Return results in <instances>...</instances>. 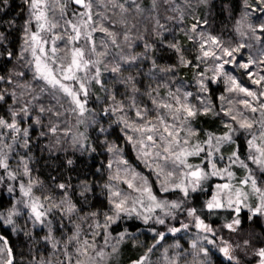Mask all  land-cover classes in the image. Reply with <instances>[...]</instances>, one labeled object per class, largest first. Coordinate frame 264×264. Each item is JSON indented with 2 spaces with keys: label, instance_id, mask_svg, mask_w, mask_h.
<instances>
[{
  "label": "trees",
  "instance_id": "obj_1",
  "mask_svg": "<svg viewBox=\"0 0 264 264\" xmlns=\"http://www.w3.org/2000/svg\"><path fill=\"white\" fill-rule=\"evenodd\" d=\"M93 3L97 13H106L108 17L111 13H117L118 21L112 17L111 21L115 20L116 23H107L108 29L117 35L116 45L107 40V55L103 57L105 66H100L104 87L101 88L94 81L90 83L87 110L82 116L83 120L79 117L81 122H78L77 115L70 112H65L59 118L52 113L39 112L41 106L52 108L53 112H64L68 104L61 97L60 103L64 105L61 108L51 94H40L39 88L43 82L33 79L34 66L28 64L33 59L31 54L26 53L22 59L19 58L23 46V29L29 16L25 0H0V33L6 37L0 43V53L6 50L13 53L12 59L0 55V76H4L6 80L11 77V82H0V91L7 89L16 93L15 102L12 97H7L6 103L0 101V116L11 122L9 106L11 110L19 112L27 105L31 113L30 119L21 121L19 117L16 118L22 128L29 129L27 147L24 146V138L17 136L13 140L15 133L9 129H0V153L7 156L9 166L7 170L0 168V177H3L0 180V212L6 214L8 210L15 209L18 213L13 216L16 230L13 231L8 226L0 227V235L7 239L12 249L13 264H69L71 258L72 263L73 256L82 254L83 241L103 245L106 239L117 243L116 254L107 264H133L146 254V264H153L152 252L158 251L160 254L169 245L177 244V240L183 246L181 249L188 251V233L195 229L194 218L186 214L189 208H196L200 219L215 231V235L211 237L215 247L208 246V255L201 264H236L235 261L229 262L219 251V248L225 246V242L235 247L239 264H259L256 253L264 247V221L260 216L249 220L248 217L252 214L244 208L240 213L242 223L238 231L225 229L223 225L231 222L234 212L220 209L210 213L204 207L205 202L211 199V188L217 182L214 179L207 181L204 191L198 190L187 198H183L178 190L170 191L171 200L179 202L184 199L182 208L175 213L174 222L163 226L150 220L146 224L142 217L122 213L116 223L110 224L106 230L104 228L105 214H113L111 193L120 191L122 195H127L125 181L128 179V172L134 170L147 177L156 191L153 178L157 163L146 164L133 144L127 141L128 135L136 139L138 133L131 129L122 131L124 123L121 117L128 119L129 123L138 122L134 115L135 108L129 107L133 100L138 107L149 110V119L168 113L167 109H161L157 105L172 103L174 107L178 106L169 96L170 92L182 99L185 92H191L194 96L199 95L201 100L210 101L213 112L199 114L185 126L194 134L190 150L196 145L209 149L205 144L209 135L221 136L227 131L225 123L231 122L230 118L222 112L219 115L213 114L220 112L221 106L226 111L231 108L234 115L246 112L243 105L238 103L242 95L227 92L228 85L223 80L208 83L207 78L214 76L218 62L211 57L203 60L197 57L202 56L200 44L209 36L216 37L223 47L230 49L243 44L246 47L236 54L237 61L247 62L249 57L257 61L250 68L253 70V78L259 77V67L264 66V63H260L264 61V34L257 33L262 35V39L256 41L248 27L249 24L255 27L260 23L258 0H247V5L245 0H95ZM120 5H123V9ZM78 7L69 4L66 11L71 15L80 11ZM194 25L195 31L192 30ZM205 48L221 55L219 49L210 42ZM181 57L183 61L190 63L182 62ZM117 65L120 66L119 72L110 71ZM226 68L244 86L252 88L251 80L238 70L239 67L229 64ZM20 73L23 75H19ZM201 74L205 77L208 92L199 91ZM221 95L226 100L220 101L218 97ZM33 96H38V99L33 100ZM113 96L116 102L123 104L124 111H104L117 106L112 100ZM153 100L156 101L155 105ZM228 101L232 103L229 104ZM188 102L200 107L196 99L188 97ZM152 109L155 111H151ZM249 115L252 116L251 112ZM37 117L41 120L39 125L34 124ZM168 122L172 123L170 113ZM50 123L59 125L56 134L48 131ZM176 124L179 125L180 122L176 121ZM69 130V135H64ZM41 132L45 135H41ZM243 139L238 132L234 135L236 143H222L214 157H230ZM109 148L114 151H108ZM205 160L204 152L189 158L190 164L202 167ZM121 161H127L128 165ZM110 163L111 168L108 167ZM118 167H122L123 178L118 175ZM236 167L238 168L237 165ZM165 169L169 171L170 167ZM205 170H208V166ZM241 170L240 167L239 171L242 173ZM123 171L125 174H122ZM9 172L16 178L12 179ZM117 175L118 179H112ZM11 183L14 190L9 191ZM29 183L32 184L31 196L40 198L43 210L50 209L44 223L35 221L30 215V208L18 202L22 194L20 185L27 188ZM61 184L65 185L63 189L59 187ZM164 196L168 198V194L161 195V198ZM61 201L65 203L61 204ZM68 202L75 205V210L71 213L65 210ZM92 213L96 215L93 216ZM97 224L100 227H96ZM181 224L190 226L182 230L187 234L168 232L169 228L179 227ZM152 229L166 233L159 244H156L159 237L155 236ZM125 230L130 235H125L120 240V233ZM94 233L98 234L94 236ZM73 237L76 239H71ZM246 240L248 244L244 243ZM149 248H152L151 252H148ZM77 249H81V252Z\"/></svg>",
  "mask_w": 264,
  "mask_h": 264
},
{
  "label": "snow or ice",
  "instance_id": "obj_2",
  "mask_svg": "<svg viewBox=\"0 0 264 264\" xmlns=\"http://www.w3.org/2000/svg\"><path fill=\"white\" fill-rule=\"evenodd\" d=\"M25 3L28 5L29 16L25 21V26L23 29V46L19 53V58L22 59L26 53H31L33 57L32 60L28 61L29 65L34 66L33 79L42 81L43 84L39 88L40 94L49 93L56 100L57 104L63 108L64 105L60 103L61 97L67 102L68 108L64 112H53L52 108H45L41 106L39 112L41 114L52 113L57 118L63 116L65 112H70L76 114L78 118L82 117L85 113L86 105L88 103V98L90 96L89 85L91 82L100 84L101 88L104 87L103 83L100 80V68L98 67L102 61L100 57L107 55V52L97 51V42L94 39V33L100 32L104 33L106 37L111 39L113 45L116 44L115 33L111 32L107 27L103 26L102 22H98L93 19L92 9V0H25ZM247 5V0H245ZM69 4H75L81 6L85 11L74 12L72 15L76 17V22L73 19H64L68 15L66 9ZM138 7V6H137ZM250 7V6H249ZM120 8L123 9V5H120ZM59 10V19L55 17V13ZM257 12L258 23L255 27L251 24L248 25L253 38L256 41H261L262 35L257 33L264 34V0H258L257 3ZM49 13L52 14L53 18H49ZM248 15V13H246ZM63 19V34H56L54 30L60 28V20ZM33 24L37 30L33 31ZM193 31L196 30V26H193ZM50 34L45 36L44 34ZM6 37L3 33H0V43H2ZM127 39V37H125ZM57 42L63 44V48L58 46ZM215 46L216 49H219L221 55H217L216 51L211 50L210 48L206 50L205 45L208 43ZM47 45V47H45ZM99 46L107 48V41L101 39L99 41ZM171 47H176L175 45H170ZM250 46V45H249ZM246 47L241 44L236 48L223 47L221 42L213 36H209L207 40L200 44V50L202 56L197 57V59H207L211 57L214 61H217L216 67L214 69V76L208 79V83H214L217 80H223L225 84L228 85L226 91L229 93L243 94L244 98L239 99L238 103L243 105L244 109L250 110L251 113L256 114L251 120L244 115L243 112H238L233 114L231 108L227 111L220 107V112H214V115H219L221 112L224 116L230 118L231 122H226L225 127L227 131L221 136H212L209 135L208 139L205 141V144L209 146V149L202 148L199 145L193 147L192 150H188L186 145L188 141L182 139L180 136L181 128L187 125V122L194 119L199 114H209L213 112L212 104L210 101L201 100L199 95H195L191 92H185L183 94V99L181 96L176 93H169V96L172 97L175 105L172 103H165L157 105L161 109H167L168 113L164 115H156L153 119L148 118L149 110L147 108H140L135 104V101L129 105L130 108H135V118L138 122L129 123L128 119L121 117V121L124 123V129L122 131H127L131 129L132 132L138 133V137L133 139V136L128 135L126 137L127 141L131 142L133 146L137 149L139 156L148 164L149 160L153 162L159 160L163 155L165 162L171 161L172 165L175 167L177 165L187 169V171L182 173L183 179L179 183H175L170 189L167 185V180L161 181V191L169 192L175 189H178L183 198L189 197L192 193L199 191H204L203 182L207 181L212 176H223L224 173L227 174L228 178L231 179L233 173L228 170V168L218 169L215 162H212L210 159L214 156L215 153L219 152V146L222 143H236L234 140V135L239 132L240 137H244L241 144L237 145L236 150L232 151L231 156L228 158L230 164L235 165L239 164L244 168L247 174L240 181V184L243 186H251V191L253 193L259 194L260 203L255 208H249L248 210L252 213L248 217L251 220L255 216H264V89L259 91H252L249 87L244 86L237 78L227 71L226 66L229 64H234L237 67L247 71V75L251 80L252 85H260L264 82V75H259V79L253 78V73L250 71V67L258 63L254 61L251 57L248 58L247 62L237 61L236 54L240 53L241 49ZM179 52L180 49L176 48ZM0 55H6L8 59L13 58V53L7 51L0 53ZM95 56L97 59H92ZM227 57L228 59H225ZM132 59H135L133 57ZM184 63H190L183 61ZM264 63V61H260ZM112 72H119L120 66L117 65L110 69ZM19 75H23L20 73ZM205 77L201 74V77L198 81L199 91L208 92L209 88L205 84ZM0 82H11V77L7 80L4 76H0ZM106 90V89H105ZM179 92V89L177 90ZM151 95V94H149ZM7 97H12L13 101H16V93L9 92L7 89L0 91V101L7 102ZM188 97H193L196 99L200 107L197 108L196 105L190 104L188 102ZM38 99V96H33V100ZM220 101L226 100L224 95L218 97ZM112 100L117 104L115 108H108L104 111L106 113L111 112H122L124 111L123 104L121 102H116L115 97H112ZM153 104H156V101H152ZM231 104V101H228ZM254 103H259V107H255ZM10 107V116L12 118L11 122L6 120L4 117L0 116V129H9L16 135L13 136V140L17 139V136L24 138V146L27 147L29 129L22 128L17 122V117L21 121L31 118V113L29 107L25 105L22 107L19 112L11 110ZM201 109L203 112L201 113ZM151 111H155L152 109ZM171 114L172 123L168 122V115ZM242 117L238 119L237 117ZM176 121L180 122V127L177 126ZM41 123L40 117H37L34 120V124L39 125ZM233 125H236L234 127ZM59 125L50 123L48 126V131L52 134H56L58 131ZM103 132L104 129H101ZM69 131H66L64 135H69ZM191 130L189 129V133ZM246 134V135H245ZM41 135H45L44 132H41ZM82 135V134H81ZM250 137V138H249ZM239 138V137H237ZM159 141V143L157 142ZM215 141V143H213ZM79 142V141H77ZM5 147H11L10 145H5ZM149 149H155V151H150ZM108 151H114L113 148H109ZM118 151V149H116ZM201 152L205 153V163L204 166L192 165L187 163V158L189 156H197ZM243 157V158H241ZM219 159L223 160L224 157L220 156ZM70 163V162H69ZM121 163L128 165L127 161H121ZM210 164L211 171L205 170ZM150 166V165H149ZM7 156L0 154V168L7 170L8 169ZM109 168L112 167L111 163L108 165ZM130 168V166H129ZM157 176L159 177L163 174V168L159 164H156ZM27 166L25 165V174H27ZM172 172H168L166 175L168 177L172 176ZM8 175L15 179L16 177L9 172ZM131 175L133 179H139L141 183L136 185L132 180H126L127 186L129 189H132L135 192L140 193L141 195L147 194V199L149 203L145 205L144 200L130 199L127 195H122L120 191H113L111 193V203L113 204V214H105V230L110 224L116 223L120 219L121 214H127L131 216L135 214L138 217H142L144 223H148L150 220H154L156 224L164 225L166 220L160 216H153L156 209L164 211V216H172L173 210L180 209L183 206L184 199L177 201H167V200H158L157 196L153 194L152 188L148 184L147 177L141 176L139 173H136L134 170H131ZM112 179H118V175L112 177ZM0 180H3V177H0ZM61 189L65 185H59ZM86 187V186H85ZM107 187V185H106ZM216 191L212 194L211 199L207 200L204 204V207L211 213L216 210L225 209L234 212L230 223L223 225L225 229H228L231 232H237L241 226L240 213L242 208H247L248 205L245 201L248 198V193L243 190L241 187H233L229 183L217 184ZM21 191L25 196H31L32 184L29 183L27 188L23 184L20 185ZM12 189H9L11 191ZM65 201H61V204H64ZM131 204V207H129ZM136 205H140L143 209V212H138ZM30 208V215L34 218L35 221L43 223V217L46 216L47 211L50 209L43 210L44 205L40 203V198L35 197L31 200L30 204L26 205ZM59 207V205L57 206ZM67 212L71 213L75 210V205H72L68 202V207L65 209ZM144 213H148L145 215ZM196 208L187 209V216L193 217L195 222V227L202 231L203 233H211L215 235L214 229L206 224L200 217L196 214ZM18 215L15 209H10L7 213L0 212V227L8 226L15 231L13 216ZM93 216L96 213H92ZM96 227H100L99 224ZM189 227L188 224H181L179 227H171L168 229L169 233H177ZM155 233V236H158L159 239L156 240V244H159L161 240L165 238L166 233L156 232L155 229H152ZM94 233L93 235H97ZM125 235H130L125 230L120 233L119 239L122 240ZM155 238V237H154ZM71 239H76L73 237ZM199 239V238H198ZM205 241L210 244H214L213 240H209L208 236L203 237ZM119 242V241H118ZM107 244V239L105 240ZM248 244L246 240L244 242ZM0 253H7L8 259L6 261H0V264H13L11 258L12 249L8 247V241L3 236L0 235ZM197 245V240L192 242V246L195 248ZM55 246V245H54ZM155 247V245H153ZM95 249V244L90 243L88 240L83 241V251L82 254L86 255L89 249ZM113 247V251H115ZM78 252H81V249H77ZM152 248L148 249V252H151ZM202 251L207 257L208 249L202 248ZM219 251L228 259L229 262L235 261L236 264H239V261L235 256L231 254V248L225 242V246L219 248ZM96 255L103 258L105 253L101 250L96 252ZM256 255L259 257V264H264V247H261ZM147 254L141 257L139 260L134 261L133 264H146ZM76 264H83L82 261L77 260Z\"/></svg>",
  "mask_w": 264,
  "mask_h": 264
},
{
  "label": "rangeland",
  "instance_id": "obj_3",
  "mask_svg": "<svg viewBox=\"0 0 264 264\" xmlns=\"http://www.w3.org/2000/svg\"><path fill=\"white\" fill-rule=\"evenodd\" d=\"M94 1L95 0H92V9H91V12L93 14V19L94 20H96L98 22H102L103 26L107 27V28H108V25H107L108 22H110L111 24H115L116 21H118L117 13H114V14L111 13L112 15L111 16L109 15V17H108V14H106V13H102V12L101 13H97L96 11H94L95 10L94 9V3H93ZM127 1H129V0H127ZM102 2H103V0H102ZM75 6L78 7L77 5H75ZM103 6H105V4ZM78 8L80 9V12L85 11L83 8H80V7H78ZM59 16H60L59 10L57 9V11L55 13V17L57 19H59ZM112 17L115 18L116 21L115 20L111 21ZM49 18L50 19L53 18L51 13H49ZM64 19H73V21L76 22V17H74V16L72 17V14L70 15L69 13H68L67 16L64 17ZM60 24L62 26L60 28L54 30V33H56V34H63L64 33L63 19L60 20ZM32 30L33 31L37 30L35 28V25H34V27H32ZM44 35L48 36L50 34L45 33ZM116 36L117 35L115 34V37ZM94 39H95V41L97 42V45H98L97 51H102V52L105 51V48L99 46V41L101 39H104L106 41L107 40L111 41V39L106 37V35L104 33H100V32L94 33ZM57 43H58V46L63 48V44L61 42H57ZM107 44H109L108 41H107ZM45 47H47V45H45ZM92 59H97V57L93 56ZM99 59L102 61V63L99 64L98 67L99 68H100V66L104 67L105 65H103V57H100ZM231 65L235 66L234 64H231ZM238 70L241 73H245V75H247V71L246 70L239 69V68H238ZM250 71L253 72L252 69ZM258 71L260 72V73H258L259 75H264V66H262V67L260 66ZM100 72L102 73L101 68H100ZM247 77H248V75H247ZM254 79H259V77L254 78ZM100 80H101V75H100ZM261 89H264V82H262L260 85H252V88H250V90H252V91H259ZM241 95H242V98H244L242 93H241ZM235 97H237V96L235 95ZM189 98L192 99L193 97H189ZM254 106L255 107H259V103H254ZM248 111L250 112V110H246L244 115L247 116L249 118V120H251L253 116H257L258 117V113H256V114H252L251 113L252 116L250 117ZM241 118L242 117H238V119H241ZM81 119L83 120V117ZM177 126L180 127V124L177 125ZM188 133H189V128L188 127L181 128L180 136H181L182 139H186L188 141V144L186 145V147L188 148V150H190V147H191L192 142H193L192 139L194 138V134H193L192 131H191V134H188ZM157 142L159 143V141H157ZM1 150H0V152H1ZM149 150L150 151H155V149H149ZM219 157H220V155H217L215 157L214 156L211 157L210 159L212 160V162L216 163L218 169L228 168V170L231 171L233 173V175H232L231 179L228 178L226 173H224L223 176H212V177H210L208 180L214 179V180L217 181V182L214 183V185H213L214 187L211 188V195L215 193V191H216V187L215 186L217 184L229 183L234 188L235 187H241V188H243L244 191H246L248 193V198L245 201V203L248 205V207L245 208V209L255 208L257 205H259V203H260L259 194L253 193L251 191V186L250 185L243 186V185L240 184V181L247 174L246 170L244 168H242L239 164H235V165L230 164V161L228 159L229 156H228V158L226 157L227 159L224 157L223 160L219 159ZM189 158H190V156L187 158V163L190 164ZM149 162L153 163V164L157 163V164L160 165L161 168H163V174H161L159 177L157 176L158 169L155 168L156 170L154 171L153 181L156 183V185H155L156 186V191L153 190V187L149 183V180L147 178L148 184L152 188L153 194L157 196L158 200H167V201H170V202L174 201V200H171L172 199L171 198V194H169L170 191L169 192H163V191L160 190L161 189V181L167 180V185L166 186H168L171 189L175 183H179L181 181V179H183L182 173L187 171V169H185V168H183V167H181L179 165L174 167L172 165L171 161L165 162L164 159H163V155L161 156V158L159 160H157L155 162H153L152 160H149ZM166 165H168V166H166ZM236 165L238 166V168L236 167ZM155 167H156V165H155ZM166 167L167 168L170 167L169 171H167L165 169ZM240 167L242 168V170H241L242 173L239 171ZM236 168H237L238 172L235 171ZM118 169H119V173L118 172L117 173H118L119 177L123 178V177H121L122 167H120V168L118 167ZM211 170H212L211 166H210V164H208V170L207 171H211ZM168 172H172L173 173L171 177H168L166 175ZM122 174H125V171H123ZM127 176H128L127 180H132V182L134 184L139 185L141 183V181L139 179H133V177L131 175V171L128 172ZM207 181L203 182V187L207 185ZM125 186H126V189H127V196H129L130 199L140 198V199L144 200L145 205H147L149 203L146 193L141 195L140 193L135 192L133 190L130 191V189L127 186V183H125ZM9 188L14 190V187H13L12 183L10 184ZM175 190H178V189H175ZM172 191H174V190H172ZM20 192L22 194L19 197V201L18 202L23 203L24 206L30 204V202L33 199V197L32 196H25L22 191H20ZM163 194H168V198L165 197L166 195L164 196V198H161V195H163ZM129 207H131V204H129ZM136 208H137L138 212H143V209L140 207V205H136ZM242 209H244V208H242ZM164 211H167V209H165ZM164 211H162L160 209H156L155 213L152 214L154 217L155 216H160L161 218H164L166 220V223L163 226H165L167 223L174 222L173 220H174V216H175V213H176L177 209L173 210L172 216H168V217L164 216ZM144 214L147 215L148 213H144ZM260 217L264 221V216H260ZM42 219H43V223H44L45 219H46V216L43 217ZM184 233H186V232L185 231L184 232L180 231L178 234H184ZM202 233L203 232L198 230L196 227L191 233H188L189 245H190V247L188 248V251L186 249H184V248L181 249V247H183V246H182V244L180 243L179 240L176 241L178 245L176 243L171 244L167 248H165L164 251H161L160 254H158V251H156V252L153 251L152 252V254L154 255L152 257L153 264H201V262H203L202 260L205 258V255L200 250L202 248L207 249L209 245H211L212 247H215V244H210V243H208L207 241H205L203 239V237L205 235L202 234ZM206 235L208 236L209 240H212L211 239V237H212L211 233H207ZM194 240H197V245H196L195 248L192 246V242ZM228 245L231 248V254L236 257L238 252L236 251L235 247L233 245H231L230 243ZM116 246H117V243H113V242L108 241V240H107V244L105 243V241H104L103 245L102 244L101 245L95 244V249H91L90 248L86 255L81 254L80 256H73V261L71 263V259H72L71 258L69 264H76L77 260L82 261L83 264H107V262L111 259V257L114 254H116V252H115L116 250L113 251V247H116ZM0 247H3V245H0ZM8 247H9V245H8ZM101 250L105 253L103 258H101V257L96 255V252L101 251ZM11 258L13 260L12 254H11ZM7 259H8L7 253H0V261H6Z\"/></svg>",
  "mask_w": 264,
  "mask_h": 264
},
{
  "label": "water",
  "instance_id": "obj_4",
  "mask_svg": "<svg viewBox=\"0 0 264 264\" xmlns=\"http://www.w3.org/2000/svg\"><path fill=\"white\" fill-rule=\"evenodd\" d=\"M77 6H79V5H77ZM79 7H81V6H79ZM82 8V7H81Z\"/></svg>",
  "mask_w": 264,
  "mask_h": 264
}]
</instances>
